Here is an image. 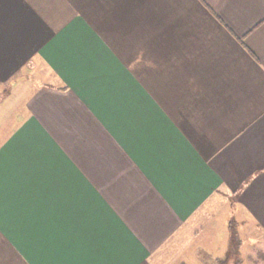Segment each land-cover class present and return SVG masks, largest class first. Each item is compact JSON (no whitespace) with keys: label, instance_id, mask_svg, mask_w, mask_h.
Wrapping results in <instances>:
<instances>
[{"label":"crops","instance_id":"1","mask_svg":"<svg viewBox=\"0 0 264 264\" xmlns=\"http://www.w3.org/2000/svg\"><path fill=\"white\" fill-rule=\"evenodd\" d=\"M17 85L0 264H264V0H0Z\"/></svg>","mask_w":264,"mask_h":264},{"label":"rangeland","instance_id":"2","mask_svg":"<svg viewBox=\"0 0 264 264\" xmlns=\"http://www.w3.org/2000/svg\"><path fill=\"white\" fill-rule=\"evenodd\" d=\"M17 75V74H16ZM15 75V78L18 76ZM16 81V80H15ZM19 84V83H18ZM18 87V85L14 88V91L10 94H7L5 96V98L1 101V104H0V119H4L5 117V112H7L8 114H13L16 109L18 108L19 106V100H20V97H21V93H24L27 88L25 87H22L21 90H20V93L18 92V90L16 89ZM8 118L5 119V121L1 122L0 121V127H3V126H6L7 124L10 125V121L7 122ZM188 259L186 260V264H197V261H196V256H192L191 255H188L187 257Z\"/></svg>","mask_w":264,"mask_h":264}]
</instances>
